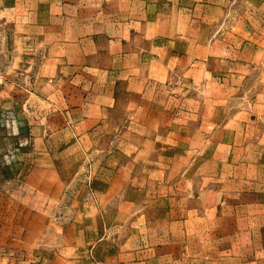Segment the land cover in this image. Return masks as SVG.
Returning a JSON list of instances; mask_svg holds the SVG:
<instances>
[{"label":"rangeland","instance_id":"374dc122","mask_svg":"<svg viewBox=\"0 0 264 264\" xmlns=\"http://www.w3.org/2000/svg\"><path fill=\"white\" fill-rule=\"evenodd\" d=\"M0 125L24 264H264V0H0Z\"/></svg>","mask_w":264,"mask_h":264},{"label":"crops","instance_id":"0c3cea01","mask_svg":"<svg viewBox=\"0 0 264 264\" xmlns=\"http://www.w3.org/2000/svg\"><path fill=\"white\" fill-rule=\"evenodd\" d=\"M72 45H63L61 46V48H63V52H62V59L65 58H69L71 57V51H70V48L73 51V54L76 56L75 58H79L81 59V56H83V53L86 54V53H92L93 50H92V47H90L89 51H85L83 52V47L81 48L79 45H77V43H71ZM88 47V46H87ZM60 48V49H61ZM60 49H58V52H53V55L51 57H48V58H44V60L42 61V69L38 67V70H42V73L44 75H46V78L49 80V82H52L50 83V86L49 88H54V85H56V83L54 81H57L58 82V78H55L53 77L54 74L53 73H56L57 70H58V65H56L57 63L54 61L55 58L59 57L61 54H60ZM88 49V48H87ZM70 51V52H69ZM65 54V55H63ZM68 67V65H67ZM91 68V67H89ZM86 70L89 72V75L88 74H78L76 76V80H79L78 82V86L82 89H85L86 90V94L85 95H81V97H85L86 99L88 98L90 101H92V98H93V93H92V89H93V73H92V70L91 69H88L86 67ZM61 87V83L58 84V87L55 88V90L59 89ZM68 89L71 88V84L68 83V86L66 87ZM52 93V92H50ZM5 96L7 97H10V93H6ZM1 126V125H0ZM239 136L244 137L246 138L247 140H251L253 141V143H259V144H264V130L261 134V136L256 139L255 141V138L250 136V134H247L246 135H243V134H240ZM253 161H254V164H253V169L254 171L256 172V175L258 178L260 179H264V155L261 154L259 156L256 155L255 158H253ZM13 167L11 166V168L9 170H11L9 172V174L7 175H11L12 172H13ZM6 171V170H5ZM6 182H9L8 180H6ZM6 185H8V183H6ZM263 194V193H262ZM258 196V195H257ZM243 201L241 200H234L232 201V203H237V204H240L242 203ZM247 203V204H253V203H264V197H256L254 199H250V200H244V203ZM247 236V235H246ZM245 245V246H244ZM244 248L241 249V251H238L236 253H231V255H237V256H248V255H253L256 253L255 250H253L251 248V246H248L246 244H243ZM221 254V252L215 250L213 251V253L209 254V255H219ZM259 256L260 255H264V251L262 252H259L257 253ZM24 253L22 251V253H15L14 252V249L12 246H9L7 243H6V246H0V264H24V259H23V256Z\"/></svg>","mask_w":264,"mask_h":264}]
</instances>
